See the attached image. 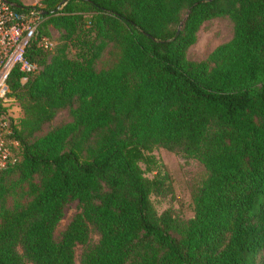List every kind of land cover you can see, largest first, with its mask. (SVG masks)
<instances>
[{"label": "trees", "instance_id": "16d2710c", "mask_svg": "<svg viewBox=\"0 0 264 264\" xmlns=\"http://www.w3.org/2000/svg\"><path fill=\"white\" fill-rule=\"evenodd\" d=\"M5 1L62 33L51 53L27 48L24 84L8 75L22 116H8L19 154L0 167V264H75L76 245L78 264H264V0ZM216 16L232 38L187 60ZM153 147L202 168L185 219L150 202L171 191Z\"/></svg>", "mask_w": 264, "mask_h": 264}, {"label": "rangeland", "instance_id": "374dc122", "mask_svg": "<svg viewBox=\"0 0 264 264\" xmlns=\"http://www.w3.org/2000/svg\"><path fill=\"white\" fill-rule=\"evenodd\" d=\"M25 6H37L39 0H18ZM44 35L51 39L53 48L58 44L61 30L55 29L51 25L41 27ZM233 35V22L226 16H216L203 21L195 31L194 41L185 49V57L192 62L204 61L210 52L217 46L228 42ZM52 48V50H53ZM52 50L48 51L51 53ZM28 77L20 81L24 84ZM9 92V90H8ZM8 94V93H7ZM4 111L12 120L17 123L22 116L21 104L14 97L7 95V101L1 102ZM0 104V105H1ZM62 115L57 117L59 120ZM56 122V118H55ZM14 140V139H12ZM12 151L19 154V145L13 146ZM154 158L157 171H165L169 175L171 191L166 195H150V202L156 211L160 213L162 210H169L170 213L179 219H185L190 216V213L184 206L178 204V200L182 198L183 202L187 198L186 191L192 183L197 180V176L202 173V168L199 163L193 158L184 155L182 152L169 151L161 147H153L150 152ZM160 164L161 166H159ZM158 165V166H157ZM139 166L146 177H152L154 170H148L144 164L139 163ZM196 177V178H195ZM194 179V180H191ZM79 210V203L76 200H71L62 206V215L54 228V234L61 232L71 217ZM90 242H96L97 235L89 231ZM80 255V247H74V261L78 264Z\"/></svg>", "mask_w": 264, "mask_h": 264}, {"label": "built area", "instance_id": "2783aa9c", "mask_svg": "<svg viewBox=\"0 0 264 264\" xmlns=\"http://www.w3.org/2000/svg\"><path fill=\"white\" fill-rule=\"evenodd\" d=\"M41 20L40 12L35 8L19 11L0 0V104L7 101V79L11 69H18L21 73L19 81H22L36 68L25 57L27 48L32 44L43 51L53 48L51 39L40 33ZM10 131L8 115L1 112L0 167L16 160L12 148L17 142L9 137Z\"/></svg>", "mask_w": 264, "mask_h": 264}, {"label": "water", "instance_id": "95a60500", "mask_svg": "<svg viewBox=\"0 0 264 264\" xmlns=\"http://www.w3.org/2000/svg\"><path fill=\"white\" fill-rule=\"evenodd\" d=\"M8 4H10L11 6H14V7H18L17 4H13V3H8Z\"/></svg>", "mask_w": 264, "mask_h": 264}]
</instances>
